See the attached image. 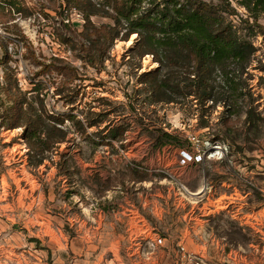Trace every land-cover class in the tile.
Listing matches in <instances>:
<instances>
[{
	"label": "rangeland",
	"instance_id": "rangeland-1",
	"mask_svg": "<svg viewBox=\"0 0 264 264\" xmlns=\"http://www.w3.org/2000/svg\"><path fill=\"white\" fill-rule=\"evenodd\" d=\"M229 1L237 10L234 23L255 48L243 74L251 93L239 102L253 99L264 115V36L244 28L247 9L240 0ZM88 7L84 0H0V264H104L113 252L124 254L100 245L98 225L106 220L122 219L114 231L133 243L142 240L143 250H151L144 240L156 237L179 249L183 215L197 216L206 196L223 190L222 181L227 192L232 186L250 192L241 203L256 208L264 202V127L255 139L243 126L244 112L223 99L205 107L192 98L146 99L138 77L158 63L152 55L132 53L137 34L117 38L99 67L82 61ZM93 20L98 26L111 22L101 14ZM259 22L264 25V13ZM41 110L43 138L67 132L43 153L25 138L23 125L41 123ZM65 115L73 118L60 124ZM228 118L234 138L222 133ZM100 130L117 136L102 140ZM159 130L177 135L183 145L153 148L150 133ZM237 176L253 177L255 186ZM204 181L206 196L198 194ZM129 219L133 227L138 221L148 226L131 231ZM213 219L231 240L248 238L226 211ZM87 231L94 247L85 241Z\"/></svg>",
	"mask_w": 264,
	"mask_h": 264
},
{
	"label": "trees",
	"instance_id": "trees-1",
	"mask_svg": "<svg viewBox=\"0 0 264 264\" xmlns=\"http://www.w3.org/2000/svg\"><path fill=\"white\" fill-rule=\"evenodd\" d=\"M73 1L78 5L82 0ZM84 1L89 7L84 11L82 34L86 47L81 48L83 53L79 57L82 61L99 67L104 64L108 50L117 38L128 40L132 34H137L132 53L139 58L152 55L158 63L156 69L142 72L138 77L139 92L145 93L146 99L168 103L192 98L202 107L210 100L216 103L223 99L226 105L237 106L238 111L244 112L243 126L254 134L255 139L261 137L263 113L253 99L239 102L240 97L251 93L243 74L251 64L255 48L240 33L241 27L234 23L237 10L229 0H100L98 4ZM240 4L249 13L241 18L244 28L264 36V25L259 22V14L264 13V0H240ZM100 14L111 22L98 26L93 18ZM218 87L222 88L219 95ZM70 117L73 118L65 115L60 124ZM39 120L23 122L24 136L41 145L43 153L64 141L67 132L58 129L59 132L43 138L42 110L41 123ZM230 120L225 119L222 133L227 138H234ZM205 124L203 126H207ZM93 125L94 122L89 123V127ZM104 132L97 131V135ZM116 136L110 132L100 138ZM150 139L153 148L183 145L177 135L165 130H159L157 135L151 132Z\"/></svg>",
	"mask_w": 264,
	"mask_h": 264
},
{
	"label": "crops",
	"instance_id": "crops-1",
	"mask_svg": "<svg viewBox=\"0 0 264 264\" xmlns=\"http://www.w3.org/2000/svg\"><path fill=\"white\" fill-rule=\"evenodd\" d=\"M250 179L252 180L253 177ZM243 180L255 186L251 180H248V177L237 176L236 178V181ZM203 183L198 194L206 196L210 188L206 181ZM232 185L233 182L229 184L230 187ZM225 186L228 187L227 183L222 181V191L215 192L213 197L206 196L203 203L198 206L197 216H194L193 212L183 215L187 225L180 233L181 240L177 243L179 249L164 242L162 250L159 248L153 252L143 250L140 243L126 240V236L123 232H119L120 230H117V233L114 231V226H118L122 219H118L116 222L101 221L98 225L102 229L100 245L105 249H124V254H121L119 250L117 253L113 252L112 257L104 258V264H116L115 260L118 261V264H184L183 254L180 252L181 246L185 247L187 251L199 255L205 264H264V202L259 203L256 208L248 203H241L240 200L247 198L250 192L247 190L241 192L237 186H232L230 192H227ZM259 190L264 196V187ZM224 211L229 214L231 219L238 222L242 231L248 232V238L231 240L225 234V226H217L212 222L216 213ZM130 221L131 219L127 220V224L129 223L131 231L146 229L148 226H146V222L138 221L137 225L133 227ZM90 230L94 234L95 231ZM91 232H88L91 237L86 238L85 241L89 246L94 247L96 241L92 238Z\"/></svg>",
	"mask_w": 264,
	"mask_h": 264
},
{
	"label": "built area",
	"instance_id": "built-area-1",
	"mask_svg": "<svg viewBox=\"0 0 264 264\" xmlns=\"http://www.w3.org/2000/svg\"><path fill=\"white\" fill-rule=\"evenodd\" d=\"M224 148L226 150V147H224ZM215 151L216 152H220V154H222V155L224 154V151H223L221 146H216L215 147ZM187 155H188V153H187ZM196 157H199L201 159V155L200 154L196 155ZM184 161H185V159H184ZM141 241L142 240L139 241L140 244H141ZM145 245H147L151 249L149 251L153 252L159 246H163L164 245V239L162 237L147 238V239L144 240V246ZM180 252L183 254L184 264H205L203 259L199 255L187 251L185 249V247H183V246L180 247Z\"/></svg>",
	"mask_w": 264,
	"mask_h": 264
}]
</instances>
